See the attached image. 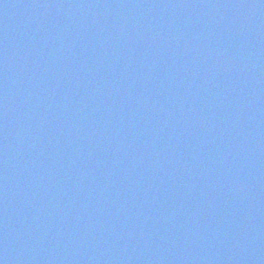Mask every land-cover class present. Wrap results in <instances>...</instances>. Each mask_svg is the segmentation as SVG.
<instances>
[{"label":"water","instance_id":"1","mask_svg":"<svg viewBox=\"0 0 264 264\" xmlns=\"http://www.w3.org/2000/svg\"><path fill=\"white\" fill-rule=\"evenodd\" d=\"M0 264H264V0H114L0 113Z\"/></svg>","mask_w":264,"mask_h":264}]
</instances>
